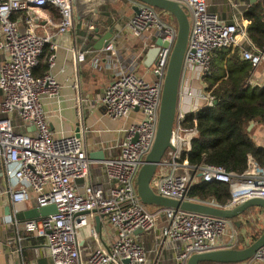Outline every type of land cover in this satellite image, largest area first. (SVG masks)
Segmentation results:
<instances>
[{
  "label": "built area",
  "instance_id": "built-area-1",
  "mask_svg": "<svg viewBox=\"0 0 264 264\" xmlns=\"http://www.w3.org/2000/svg\"><path fill=\"white\" fill-rule=\"evenodd\" d=\"M173 1L189 13L191 33L172 137L174 150L167 151L152 188L166 198L196 201L189 193L197 178L202 177L229 182L233 187V198L226 206L204 202L209 205L233 208L249 198H264L257 191H247L250 185L264 184V168L252 157L242 175L218 166H191L187 161L194 129L185 125L186 118L215 102V97L205 90V80L212 74V57L217 50L238 49L248 43V27L221 20L209 10L207 0ZM49 6L58 11V21L45 14ZM139 7V14L129 21L128 27L137 37L155 28L168 46L161 49L154 65L155 81H147L131 69L123 70L98 99L111 119L127 118L133 112H139L141 117L125 130L115 156L94 161L81 136H54L43 104V99L57 100L61 94L62 86L52 72L57 49L53 38L74 29L73 0H0V167L9 181L3 194L10 198L13 208L30 201L31 194L37 207L56 205V214L24 224L26 232L46 239L50 264H144L147 253L134 234L139 229L152 232L160 224L156 240L162 251H174L176 264H187L194 254L241 246L239 229L231 220L149 207L139 199L136 179L156 139L164 80L178 34V27L166 18L168 14L145 4ZM21 12L26 13L23 26L17 17ZM32 12L45 18L48 27L41 35ZM46 46L52 51L49 69L37 78L33 72ZM105 51L116 54L110 43ZM74 54L77 62H85V53ZM241 54L253 69L264 63V51L254 46ZM15 114L23 127H34L36 134L16 128ZM96 163L103 168L106 184L92 180V165ZM235 185L243 193L235 190ZM96 219L102 223V233L91 224ZM109 228L114 230L113 237ZM84 229H88L89 239L83 247L80 232ZM254 263L264 264V247L246 264Z\"/></svg>",
  "mask_w": 264,
  "mask_h": 264
},
{
  "label": "crops",
  "instance_id": "crops-1",
  "mask_svg": "<svg viewBox=\"0 0 264 264\" xmlns=\"http://www.w3.org/2000/svg\"><path fill=\"white\" fill-rule=\"evenodd\" d=\"M229 1L231 9L222 11L217 10L219 6L217 0H207V3L209 10L216 13L221 20L227 23L237 22L246 27L250 24L244 18L246 7L260 3L264 10V0ZM73 3L74 29L53 38L57 49L54 51L56 59L52 72L62 86L61 94L57 100L43 99V104L55 137L79 133L89 157L94 161H102L119 152L125 130L131 124L137 123L141 115L139 112H133L127 118L111 119L105 115L103 107L98 104V99L123 70L131 69L137 76L150 82L156 80L153 68L158 57L148 61V52L156 47L161 35L157 29L149 28L137 37L128 27L129 21L136 15L135 7L139 5L135 0H73ZM45 14L56 21L59 20V13L53 7H47ZM31 15L38 25L37 33L43 34L48 27L45 18H40L36 12H32ZM22 18L24 17L20 16L18 19L21 20V26ZM91 27H94V30H91ZM110 29H113L110 44L116 49L115 55L107 53L105 48L95 49L99 40ZM248 43L244 42L242 47L238 48L241 59L242 50H252L253 44L250 39ZM75 51L86 54L85 62L76 61ZM51 53L50 47L46 46L39 67L47 66L49 69L48 58ZM248 81L252 87L264 86V63L252 70ZM13 123L16 128L27 134H36L34 127L22 126L17 114L13 115ZM248 131L257 145L264 148V126L251 123ZM91 176L95 183L107 182L100 163L92 165ZM8 183L5 176L0 179V264H50L46 239L24 229L26 223L24 212L37 207L34 195L31 194V199L26 204L12 207V211L7 214L5 208L11 202L3 192ZM235 190H240L239 193L243 191L238 185H235ZM247 191L264 194V184L250 185ZM249 214H252L251 217H257L261 220V225H264L263 211L255 209ZM242 221L241 228H238L241 248L250 241L244 217ZM163 222L164 219L161 220V223ZM91 224L100 227L99 233H102V223L96 219L92 220ZM161 226L162 224L152 232L142 231L134 234L136 241L147 253V261L144 264H176L174 251L171 248L162 251L156 240L160 235ZM109 235L114 236L112 228H109ZM80 238L81 246H86L89 239L88 229L80 232ZM103 238L104 241L107 240L106 237Z\"/></svg>",
  "mask_w": 264,
  "mask_h": 264
},
{
  "label": "trees",
  "instance_id": "trees-1",
  "mask_svg": "<svg viewBox=\"0 0 264 264\" xmlns=\"http://www.w3.org/2000/svg\"><path fill=\"white\" fill-rule=\"evenodd\" d=\"M20 16L25 17L26 13L17 15L18 18ZM166 18L178 27L174 17L166 15ZM244 18L250 23L247 32L253 46L264 51L262 4L246 7ZM252 70L251 64L241 59L238 49L215 51L211 77L205 80L206 93L215 97V102L212 106L203 107L196 116L189 114L185 121L188 128L194 129L187 158L189 165L218 166L242 175L248 170L249 157H252L264 168V148L257 145L248 131L251 123L264 126V86L249 85ZM47 71V66H38L33 74L40 78ZM189 197L199 202L213 201L226 206L233 198V187L229 182L207 181L198 177ZM255 209L257 208L249 210L243 216L250 240L245 246L256 241L264 231L260 220L249 214Z\"/></svg>",
  "mask_w": 264,
  "mask_h": 264
},
{
  "label": "water",
  "instance_id": "water-1",
  "mask_svg": "<svg viewBox=\"0 0 264 264\" xmlns=\"http://www.w3.org/2000/svg\"><path fill=\"white\" fill-rule=\"evenodd\" d=\"M138 4H145L155 8L165 14L175 18L178 24V34L172 49L167 72L163 85L159 123L156 139L151 152L147 155L144 165L141 167L136 179V188L140 201L149 207L173 209L187 213L200 214L215 218L231 220L237 228L242 226V217L246 212L253 208L264 211V198L253 197L242 201L233 208H221L199 201H180L170 199L157 194L152 188V181L162 163L167 151L174 150L172 137L176 124L180 87L184 70L185 57L191 33V20L185 7L173 0H135ZM136 14H139L140 7H135ZM113 36V29H110L97 43L95 49L106 48ZM168 46L162 38L159 39L156 47L148 52V61L154 60L159 56L163 47ZM76 136H80L77 133ZM4 177L3 170L0 168V179ZM5 211L9 214L12 211V204L6 206ZM57 213L56 205L46 207H35L24 212L25 221H38ZM100 232V227H98ZM142 232L137 230L135 233ZM264 247V231L259 238L241 249H220L203 254L192 255L187 264H246L256 256L257 252Z\"/></svg>",
  "mask_w": 264,
  "mask_h": 264
},
{
  "label": "rangeland",
  "instance_id": "rangeland-1",
  "mask_svg": "<svg viewBox=\"0 0 264 264\" xmlns=\"http://www.w3.org/2000/svg\"><path fill=\"white\" fill-rule=\"evenodd\" d=\"M231 1H233L234 2V0H231ZM219 2V3H218ZM216 3H218L219 4V6L217 7V10L218 11H222V10H230L231 9V7H230V1L229 0H226L225 2H224V0H217V2ZM233 5V4H232ZM129 24V23H128ZM158 242V245H159V241H157ZM157 245V246H158ZM160 246V245H159ZM254 264H258V263H254Z\"/></svg>",
  "mask_w": 264,
  "mask_h": 264
}]
</instances>
